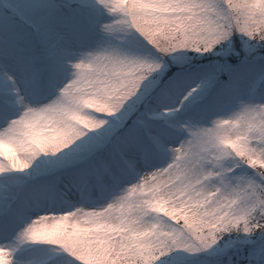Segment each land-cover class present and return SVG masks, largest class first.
Masks as SVG:
<instances>
[{
    "label": "snow or ice",
    "instance_id": "obj_1",
    "mask_svg": "<svg viewBox=\"0 0 264 264\" xmlns=\"http://www.w3.org/2000/svg\"><path fill=\"white\" fill-rule=\"evenodd\" d=\"M262 232L264 0H0V264H264Z\"/></svg>",
    "mask_w": 264,
    "mask_h": 264
},
{
    "label": "clouds",
    "instance_id": "obj_2",
    "mask_svg": "<svg viewBox=\"0 0 264 264\" xmlns=\"http://www.w3.org/2000/svg\"><path fill=\"white\" fill-rule=\"evenodd\" d=\"M235 34H236V35H239V32L237 31V32H235ZM193 64H195V63L193 62ZM233 131H234V130H233ZM260 236H264V232H262L261 234H259L257 238L259 239Z\"/></svg>",
    "mask_w": 264,
    "mask_h": 264
}]
</instances>
